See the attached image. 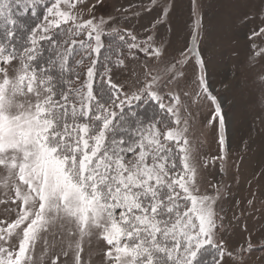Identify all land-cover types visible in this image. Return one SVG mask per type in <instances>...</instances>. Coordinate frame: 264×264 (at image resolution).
I'll use <instances>...</instances> for the list:
<instances>
[{"label":"snow or ice","instance_id":"snow-or-ice-1","mask_svg":"<svg viewBox=\"0 0 264 264\" xmlns=\"http://www.w3.org/2000/svg\"><path fill=\"white\" fill-rule=\"evenodd\" d=\"M193 5L195 12V0ZM41 6L46 9L42 19ZM75 6L74 0H0V166L7 170L3 186L11 181L22 201L18 218L0 228L9 236L20 228L18 251L0 246V264H32L30 249L57 221L70 226V236L79 234L76 264L93 230L109 246L108 264H208L212 250L219 257L212 264H220L225 253L216 238L218 193L197 194L187 121L180 127L179 95H162L158 77L125 92L112 81L107 65L97 88L105 21H83L72 13ZM167 15L165 8L162 19ZM200 27L197 18L191 45L176 63L183 67L195 58L199 88L214 105L212 119L218 118L223 152L225 117L206 80ZM260 33L264 27L254 35ZM151 40L115 32L109 49L119 42L116 66L123 67L125 48L133 57L137 51L161 56ZM85 60L89 65L81 80L78 69ZM4 65H11L12 75ZM182 75L177 69L173 79ZM20 97L29 99L25 103ZM141 105L145 111L155 105L152 114L138 111ZM68 247L73 248L72 242Z\"/></svg>","mask_w":264,"mask_h":264},{"label":"rangeland","instance_id":"rangeland-1","mask_svg":"<svg viewBox=\"0 0 264 264\" xmlns=\"http://www.w3.org/2000/svg\"><path fill=\"white\" fill-rule=\"evenodd\" d=\"M74 2L76 6L71 11L81 20L94 18V22H99L103 18L105 21L102 26L105 47L96 64L97 88L99 76L107 65L112 67V81L122 85L125 92L137 91L146 81L158 77L156 87L162 95H179L180 127L186 120L185 136L189 141L191 162L196 166L197 194L216 196L218 193L216 238L223 241L225 253L220 264H264V52H261L264 33L254 35L264 27V0H195V12L193 0H157L155 5L151 0ZM61 7L69 10L65 5ZM39 8H42L43 18L45 6ZM165 8L168 15L162 19ZM197 18L201 21L198 47L205 61L206 80L209 90L221 103L225 117L223 152L219 144L218 118L212 119L214 105L199 88L195 58L183 67L176 63L191 45ZM115 32L131 33L138 41L151 36L149 43L160 48L162 55L148 56L137 51L133 57L125 48L124 65L118 67L116 44L119 42L112 43L109 49ZM12 63L18 66V61ZM88 65L89 61L85 60L79 66L81 80L86 78ZM4 67L9 68V75L13 74L11 65ZM177 69L183 75L173 79ZM198 92L201 95L198 96ZM30 98L34 102L35 97ZM19 99L27 103L29 97ZM168 102L166 99L165 103ZM221 155L225 159H219ZM6 176L7 170L0 166V228L4 229L18 218L22 204L16 199L11 181L7 187L3 186ZM69 227L57 221L48 232H42L35 248L30 249L32 264H53L54 261L55 264H76L74 244L79 234L70 236ZM97 231L93 230L81 244V264H108L109 246L99 238ZM0 235L5 236L0 246L18 251L22 238L20 228L14 229L11 236L7 232ZM70 242L72 249L68 247ZM249 244L251 251H246ZM214 256V250L207 254L208 264H212Z\"/></svg>","mask_w":264,"mask_h":264},{"label":"trees","instance_id":"trees-1","mask_svg":"<svg viewBox=\"0 0 264 264\" xmlns=\"http://www.w3.org/2000/svg\"><path fill=\"white\" fill-rule=\"evenodd\" d=\"M38 15L41 17L42 19V14L40 12H42V8H38ZM28 19H32L30 16L27 17ZM0 30H2V28H0ZM76 58H79V57H76ZM99 88V87H98ZM145 107L146 106H142L140 109H138V111L140 110L142 112L143 115H145L146 117L147 116H150L152 114V111H153V108L155 107V105H152L151 107H147V110L145 111ZM142 109V110H141ZM211 255V254H209Z\"/></svg>","mask_w":264,"mask_h":264}]
</instances>
